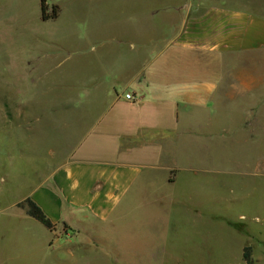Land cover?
Returning a JSON list of instances; mask_svg holds the SVG:
<instances>
[{
  "label": "crops",
  "instance_id": "1",
  "mask_svg": "<svg viewBox=\"0 0 264 264\" xmlns=\"http://www.w3.org/2000/svg\"><path fill=\"white\" fill-rule=\"evenodd\" d=\"M128 1L120 37L128 44L103 47L99 60L124 70L101 75L86 91L80 124L68 128L80 129L78 138L65 140L61 162L25 198L76 240L63 250L65 262L116 264L110 230L149 188L158 201L157 191L176 184L183 141L187 152L210 155L213 130L264 126V0ZM126 93L137 101H124ZM8 238L3 248L0 235V264L63 262L50 261L51 238L34 245L23 220Z\"/></svg>",
  "mask_w": 264,
  "mask_h": 264
},
{
  "label": "rangeland",
  "instance_id": "2",
  "mask_svg": "<svg viewBox=\"0 0 264 264\" xmlns=\"http://www.w3.org/2000/svg\"><path fill=\"white\" fill-rule=\"evenodd\" d=\"M46 5L49 13L58 7L57 19L41 20L40 0H0V235L7 248L23 220L37 248L51 238V262L74 264L63 254L76 243L64 235L66 226L47 229L53 236L42 224L24 222L25 198L61 162L65 140L78 138L81 130L68 128L80 124L86 91L98 87L101 75L124 70L99 60L103 47L128 44L120 37L128 30L129 1ZM236 123L213 130L210 155L187 152L183 141L176 184L157 191L160 202L149 188L110 230L117 253L108 254L116 264H264V126Z\"/></svg>",
  "mask_w": 264,
  "mask_h": 264
},
{
  "label": "trees",
  "instance_id": "3",
  "mask_svg": "<svg viewBox=\"0 0 264 264\" xmlns=\"http://www.w3.org/2000/svg\"><path fill=\"white\" fill-rule=\"evenodd\" d=\"M47 0H40V9H41V20L42 21H48V20H55L58 17V7L53 6L51 12H48V6L46 5ZM25 207H26V214L34 219L35 221L42 224L47 229H51V224L48 222V220L44 217L42 212L39 210L37 206H35L30 200L25 201ZM243 261L245 263L248 262V255L246 253L243 254Z\"/></svg>",
  "mask_w": 264,
  "mask_h": 264
},
{
  "label": "built area",
  "instance_id": "4",
  "mask_svg": "<svg viewBox=\"0 0 264 264\" xmlns=\"http://www.w3.org/2000/svg\"><path fill=\"white\" fill-rule=\"evenodd\" d=\"M123 100L129 103H135L137 101L131 93L124 94Z\"/></svg>",
  "mask_w": 264,
  "mask_h": 264
}]
</instances>
